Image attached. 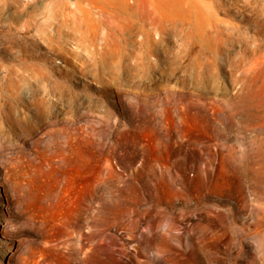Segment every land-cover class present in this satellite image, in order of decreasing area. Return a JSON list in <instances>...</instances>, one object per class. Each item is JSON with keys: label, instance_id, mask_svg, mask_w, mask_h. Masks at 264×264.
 <instances>
[{"label": "rangeland", "instance_id": "obj_1", "mask_svg": "<svg viewBox=\"0 0 264 264\" xmlns=\"http://www.w3.org/2000/svg\"><path fill=\"white\" fill-rule=\"evenodd\" d=\"M94 1L0 0V264H264V0Z\"/></svg>", "mask_w": 264, "mask_h": 264}, {"label": "bare ground", "instance_id": "obj_2", "mask_svg": "<svg viewBox=\"0 0 264 264\" xmlns=\"http://www.w3.org/2000/svg\"><path fill=\"white\" fill-rule=\"evenodd\" d=\"M89 1H91L92 4H95V5L97 4V2L94 1V0H89ZM96 6H97V5H96ZM6 11H7V10H6ZM9 11H10V10H9ZM18 12H19V11H18ZM175 15L177 16L178 13H177V14H174V16H175ZM2 18H3V17H2ZM8 20H9V19H8ZM4 21H5V20H4ZM10 22H11V21H10ZM12 22H13V21H12ZM142 34H143V32H142ZM144 36L146 37V36H148V34L144 32ZM0 128H1V127H0Z\"/></svg>", "mask_w": 264, "mask_h": 264}]
</instances>
